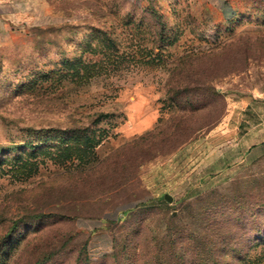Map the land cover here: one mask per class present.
I'll return each instance as SVG.
<instances>
[{"label": "rangeland", "instance_id": "rangeland-1", "mask_svg": "<svg viewBox=\"0 0 264 264\" xmlns=\"http://www.w3.org/2000/svg\"><path fill=\"white\" fill-rule=\"evenodd\" d=\"M219 5L0 14V264H264V5ZM100 32L131 62L109 83H67L66 59L96 60ZM82 125L108 133L90 165L64 164L56 149Z\"/></svg>", "mask_w": 264, "mask_h": 264}, {"label": "trees", "instance_id": "trees-1", "mask_svg": "<svg viewBox=\"0 0 264 264\" xmlns=\"http://www.w3.org/2000/svg\"><path fill=\"white\" fill-rule=\"evenodd\" d=\"M95 43V46L93 44ZM116 44L107 35L99 33L97 38H91L87 43V51L97 53L96 60H86L82 56L77 59H66V82L79 87H86L96 83L106 82L117 77H121V72L131 62L128 56L114 54ZM120 74V75H118ZM184 92L174 93V97L182 95ZM219 92L213 91V96L219 98ZM106 117L100 113L96 115V120L91 124L102 121ZM60 133V131H55ZM108 130L92 129L90 126L82 125L67 128L62 141L56 149V153L62 156V163H79L88 166L95 159V149L106 137Z\"/></svg>", "mask_w": 264, "mask_h": 264}, {"label": "crops", "instance_id": "crops-1", "mask_svg": "<svg viewBox=\"0 0 264 264\" xmlns=\"http://www.w3.org/2000/svg\"><path fill=\"white\" fill-rule=\"evenodd\" d=\"M24 0H0V14L12 12L14 7L23 2ZM264 5V0H254ZM216 3L220 4L218 10L223 13L226 18H232L239 12L236 5L237 0H216Z\"/></svg>", "mask_w": 264, "mask_h": 264}, {"label": "water", "instance_id": "water-1", "mask_svg": "<svg viewBox=\"0 0 264 264\" xmlns=\"http://www.w3.org/2000/svg\"><path fill=\"white\" fill-rule=\"evenodd\" d=\"M166 200H167L168 202H171V201H172V198H171L170 196H166Z\"/></svg>", "mask_w": 264, "mask_h": 264}]
</instances>
